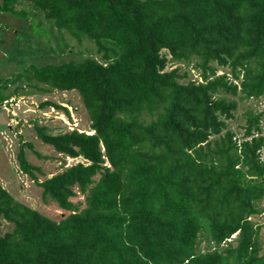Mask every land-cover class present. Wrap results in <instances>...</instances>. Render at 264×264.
<instances>
[{
    "label": "trees",
    "instance_id": "16d2710c",
    "mask_svg": "<svg viewBox=\"0 0 264 264\" xmlns=\"http://www.w3.org/2000/svg\"><path fill=\"white\" fill-rule=\"evenodd\" d=\"M27 1L103 60L0 76V103L19 79L76 91L92 131L34 124L59 170L40 180L29 142L19 170L66 214L51 219L0 184L11 225L0 264H264V109L244 111L240 140L227 126L239 101L264 96V0ZM15 2L0 12L23 15Z\"/></svg>",
    "mask_w": 264,
    "mask_h": 264
},
{
    "label": "rangeland",
    "instance_id": "374dc122",
    "mask_svg": "<svg viewBox=\"0 0 264 264\" xmlns=\"http://www.w3.org/2000/svg\"><path fill=\"white\" fill-rule=\"evenodd\" d=\"M13 7L24 14L13 16L9 12H0V76L3 79L10 80L11 76L16 78L17 65L20 64L21 67L29 64H58L61 61L80 60L85 57L103 60L96 51V46L89 39L81 37L78 40L66 31L61 36L56 27L33 3L16 0ZM197 75L198 72L192 70L189 78L196 79ZM7 86L5 92L10 93L15 90V94L0 103V184L16 200L51 219L59 220L66 212H63L49 197H43L41 187L28 175L20 172L17 152L21 145L31 143L32 147L25 146L24 151L27 159L42 169L43 175L38 174V178L41 180L44 176H51L59 170L60 163L57 161L59 155L52 150V147L37 138L34 124L46 125L52 131L76 127L90 133L92 131H90L88 115L79 94L74 90L38 91L28 86L25 79L9 81ZM44 100L67 107L70 112L69 117L63 110L57 108L48 106L40 108L38 105ZM248 108L257 112L264 109V96L259 100L239 101L236 116L227 120L228 128L236 132L235 137L239 140L243 132L241 128L244 123L243 113ZM72 161L71 158H66V164ZM10 228L11 225L1 220L0 234ZM203 243L202 241L201 244Z\"/></svg>",
    "mask_w": 264,
    "mask_h": 264
},
{
    "label": "built area",
    "instance_id": "2783aa9c",
    "mask_svg": "<svg viewBox=\"0 0 264 264\" xmlns=\"http://www.w3.org/2000/svg\"><path fill=\"white\" fill-rule=\"evenodd\" d=\"M221 73V72H220Z\"/></svg>",
    "mask_w": 264,
    "mask_h": 264
},
{
    "label": "clouds",
    "instance_id": "9594fccd",
    "mask_svg": "<svg viewBox=\"0 0 264 264\" xmlns=\"http://www.w3.org/2000/svg\"><path fill=\"white\" fill-rule=\"evenodd\" d=\"M221 72V71H220Z\"/></svg>",
    "mask_w": 264,
    "mask_h": 264
}]
</instances>
